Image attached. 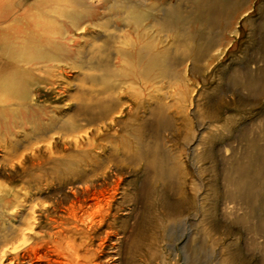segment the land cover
<instances>
[{"label": "bare ground", "instance_id": "6f19581e", "mask_svg": "<svg viewBox=\"0 0 264 264\" xmlns=\"http://www.w3.org/2000/svg\"><path fill=\"white\" fill-rule=\"evenodd\" d=\"M163 5L0 0V264H125L133 256L132 244L124 251L127 234L117 225L128 195L124 170H150L176 191L183 183L178 155L168 151L159 126L173 106L171 79L187 70L186 60L166 57L167 23L184 19ZM93 26L108 42L97 61L85 49ZM64 68L83 72L81 81L95 71L100 86L75 84L71 91ZM180 99L182 109L189 106V96ZM145 116L157 122L155 130ZM136 128L145 137H136ZM253 148L247 161L257 166L264 148ZM242 196L245 203L244 188ZM123 212L128 216L131 207ZM261 228L264 234V222ZM141 258L138 264L168 263L163 249Z\"/></svg>", "mask_w": 264, "mask_h": 264}, {"label": "rangeland", "instance_id": "374dc122", "mask_svg": "<svg viewBox=\"0 0 264 264\" xmlns=\"http://www.w3.org/2000/svg\"><path fill=\"white\" fill-rule=\"evenodd\" d=\"M160 1L162 9L184 19L180 25L164 21L171 35L166 57L186 60L187 70L171 79L173 106L168 121L159 126L168 151L178 155L183 183L176 191L150 170H124L128 195L117 210V225L127 234L124 251L132 244L133 256L125 264H138L143 254L148 257L156 249H163L167 264H264V234L259 233L264 222V162L254 166L247 161L250 147L264 148V0H226L229 5ZM196 12L202 22L194 19ZM95 27L86 30L93 38L85 49L97 61L108 42ZM164 67L177 71L183 66ZM64 74L71 91L75 84L92 90L100 86L95 71L83 81V72L76 68H64ZM183 95L190 97V104L182 109ZM143 122L157 127L152 116ZM144 132L136 128L134 135L145 137ZM234 181H243L244 187L234 189ZM243 188L249 197L245 203ZM127 207L132 211L128 216L123 212Z\"/></svg>", "mask_w": 264, "mask_h": 264}]
</instances>
